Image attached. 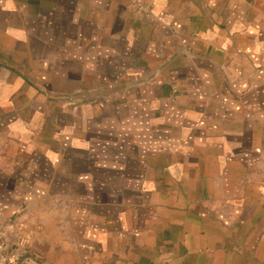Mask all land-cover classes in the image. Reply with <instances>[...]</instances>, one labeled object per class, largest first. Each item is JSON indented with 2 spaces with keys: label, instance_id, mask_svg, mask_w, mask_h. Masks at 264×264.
I'll return each instance as SVG.
<instances>
[{
  "label": "crops",
  "instance_id": "1",
  "mask_svg": "<svg viewBox=\"0 0 264 264\" xmlns=\"http://www.w3.org/2000/svg\"><path fill=\"white\" fill-rule=\"evenodd\" d=\"M0 234L264 264V0H0Z\"/></svg>",
  "mask_w": 264,
  "mask_h": 264
},
{
  "label": "built area",
  "instance_id": "2",
  "mask_svg": "<svg viewBox=\"0 0 264 264\" xmlns=\"http://www.w3.org/2000/svg\"><path fill=\"white\" fill-rule=\"evenodd\" d=\"M28 237L24 236L11 245L0 234V264H36L37 259L28 250Z\"/></svg>",
  "mask_w": 264,
  "mask_h": 264
},
{
  "label": "rangeland",
  "instance_id": "3",
  "mask_svg": "<svg viewBox=\"0 0 264 264\" xmlns=\"http://www.w3.org/2000/svg\"><path fill=\"white\" fill-rule=\"evenodd\" d=\"M42 93H44V91H42ZM60 96H63V95H56V94H54V95H46L47 98H51L52 100H56ZM36 264H38V262H36Z\"/></svg>",
  "mask_w": 264,
  "mask_h": 264
}]
</instances>
